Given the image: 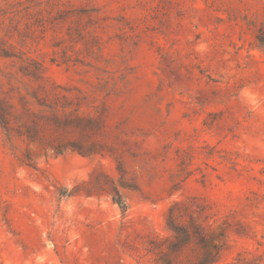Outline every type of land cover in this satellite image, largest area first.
I'll list each match as a JSON object with an SVG mask.
<instances>
[{"label":"rangeland","instance_id":"1","mask_svg":"<svg viewBox=\"0 0 264 264\" xmlns=\"http://www.w3.org/2000/svg\"><path fill=\"white\" fill-rule=\"evenodd\" d=\"M0 264H264V0H0Z\"/></svg>","mask_w":264,"mask_h":264}]
</instances>
